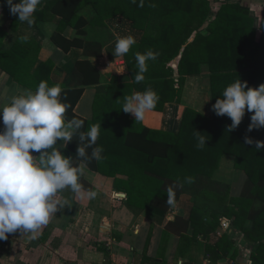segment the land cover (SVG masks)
I'll use <instances>...</instances> for the list:
<instances>
[{
    "label": "trees",
    "instance_id": "16d2710c",
    "mask_svg": "<svg viewBox=\"0 0 264 264\" xmlns=\"http://www.w3.org/2000/svg\"><path fill=\"white\" fill-rule=\"evenodd\" d=\"M215 3L217 0H143L140 6L141 0L135 4L131 0H42L34 13L33 26L60 18L51 41L65 53L72 48L84 51L85 59L78 61L71 73L76 86L66 88L52 79L54 62L39 61L41 46L35 40L22 42L19 38L10 50L3 49L6 37L21 22L10 14L6 0H0L4 5L0 9L11 19L9 27H0V69L27 89L35 90L41 81L49 86L60 84L61 97L70 104L68 119L83 120L85 128L101 124L97 145L103 148V158L89 168L114 179L115 191L127 195L126 207L131 212L139 215L148 207L171 210L172 206L166 204V189L173 185L175 203L187 195L193 209L189 220L176 217L169 222L166 234L173 232L182 243L190 241L184 235L189 228L196 237H210L227 219L253 245L250 264H264V149L245 143L246 136L264 141V128L248 132L254 113L246 110L241 124L229 132L230 118L212 111L226 86L238 78L250 88L264 84V13L257 24L243 0L221 2L217 11L213 10ZM88 5L96 12L90 22L80 15ZM116 17L129 22L133 30L141 33V39L123 56L130 82L121 83L113 76L103 85L101 72L92 60L102 57L100 32L107 29L108 20ZM68 27L76 32L72 39L64 36ZM147 50L156 53V59L147 61L145 79L136 83L135 53ZM175 63L177 69L173 67ZM204 73L209 74L204 89L210 115L185 109L178 132L149 128L121 111L123 101L119 99L124 95L151 88L159 97L153 111L163 112L167 104L181 102L187 77ZM89 86H95L97 91L92 119L75 111ZM195 131L207 140L202 149L197 147ZM77 144L74 138L62 154L75 158ZM224 155L234 156L235 169L246 176L242 193L236 198H230V186L213 179ZM249 222L251 228L247 226ZM235 245L223 233L205 250L218 261L228 256ZM237 254L234 250L232 258L236 259Z\"/></svg>",
    "mask_w": 264,
    "mask_h": 264
},
{
    "label": "crops",
    "instance_id": "0c3cea01",
    "mask_svg": "<svg viewBox=\"0 0 264 264\" xmlns=\"http://www.w3.org/2000/svg\"><path fill=\"white\" fill-rule=\"evenodd\" d=\"M224 1L217 0L213 4L215 11ZM243 3L250 7L252 16L259 24L264 13V0H243ZM80 15L90 22L96 12L88 5ZM59 22L60 18H55L52 22L31 28L21 23L16 31L8 34L3 49L10 50L21 36L27 35L28 39L35 40L41 46L39 61L54 62L52 79L66 88H74L76 81L71 73L75 64L85 59V55L79 48L65 53L54 45L51 36ZM10 24L11 19L0 9V27L7 28ZM107 25V29L100 32L103 36V55L92 60L101 72V84H108L113 76L118 77L121 83L130 82L124 57H114L112 53L118 37L132 35L139 42L141 33L133 30L122 17L108 20ZM64 36L72 39L76 32L68 27ZM90 36L87 38L90 39ZM174 65L177 69V64ZM122 69L124 73H117ZM208 75L187 77L181 102L167 104L163 112L146 113L142 123L149 128L178 132L185 109L192 108L210 115L209 99L204 89ZM24 89L27 88L16 84L0 69V105ZM96 94L95 86L86 88L75 110L78 115L92 119ZM3 127L0 120V131ZM213 179L230 186V198L240 196L246 182L245 174L235 169V158L231 155L221 158ZM81 182L85 189L96 191L97 197L92 200L80 199L70 190H65L60 198L67 199L70 207L58 211L37 239L21 236L17 231L8 234L6 240H0V264H250L253 245L227 219L222 220V227L210 237L202 234L196 237L193 229L189 228L184 235L190 241L182 243L180 236L173 232L166 234L167 224L176 217L190 219L193 204L187 195L181 196L169 211L148 207L136 215L126 207L127 195L123 193L121 198L120 192L115 191L113 178L86 170ZM247 226L251 228L252 223L249 222ZM223 233H227L236 245L228 256L214 261L205 249L209 244H215ZM234 250L238 253L236 259L232 258Z\"/></svg>",
    "mask_w": 264,
    "mask_h": 264
},
{
    "label": "clouds",
    "instance_id": "9594fccd",
    "mask_svg": "<svg viewBox=\"0 0 264 264\" xmlns=\"http://www.w3.org/2000/svg\"><path fill=\"white\" fill-rule=\"evenodd\" d=\"M131 2L135 4L136 0ZM41 3L42 0H6L10 14L18 16V21L29 28L35 23L34 13ZM20 40L27 42L28 36L23 35ZM135 43L132 35L118 37L112 55L124 56ZM156 55L152 50L135 53L137 71L133 79L136 83L144 81L147 61L155 60ZM61 93L60 84L49 86L41 81L35 90L24 89L0 105V120L4 126L0 131V240H6L8 234L17 231L21 236L37 239L58 211L70 207L67 199L60 198L65 190L80 199L97 197V192L85 189L81 180L86 170H90L89 165L103 158V148L97 145L101 124L85 128L83 120L68 119L66 113L70 104L62 99ZM119 100L123 101V113L131 114L135 122H142L146 113L156 108L159 97L153 89L147 88ZM246 110L254 113L248 132L264 128V84L250 88L238 78L226 86L212 106L217 116L226 115L232 121L227 128L229 132L241 124ZM201 134L195 131L197 147L202 149L207 140ZM74 138L78 140L76 156L67 157L62 150ZM245 143H255L257 149H264V141H253L246 136ZM166 193V204L174 206V186L169 185Z\"/></svg>",
    "mask_w": 264,
    "mask_h": 264
},
{
    "label": "rangeland",
    "instance_id": "374dc122",
    "mask_svg": "<svg viewBox=\"0 0 264 264\" xmlns=\"http://www.w3.org/2000/svg\"><path fill=\"white\" fill-rule=\"evenodd\" d=\"M213 9H214V11H215V6H213ZM209 103V102H208ZM210 104V103H209ZM209 104H208V106H209Z\"/></svg>",
    "mask_w": 264,
    "mask_h": 264
},
{
    "label": "water",
    "instance_id": "95a60500",
    "mask_svg": "<svg viewBox=\"0 0 264 264\" xmlns=\"http://www.w3.org/2000/svg\"><path fill=\"white\" fill-rule=\"evenodd\" d=\"M173 67L176 68V65H174Z\"/></svg>",
    "mask_w": 264,
    "mask_h": 264
}]
</instances>
